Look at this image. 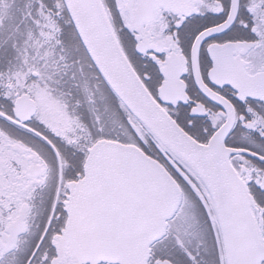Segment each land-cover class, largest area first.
<instances>
[{"label": "snow or ice", "instance_id": "obj_1", "mask_svg": "<svg viewBox=\"0 0 264 264\" xmlns=\"http://www.w3.org/2000/svg\"><path fill=\"white\" fill-rule=\"evenodd\" d=\"M0 264H264V0H0Z\"/></svg>", "mask_w": 264, "mask_h": 264}]
</instances>
